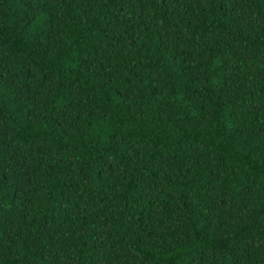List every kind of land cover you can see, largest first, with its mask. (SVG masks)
Returning a JSON list of instances; mask_svg holds the SVG:
<instances>
[{"label": "trees", "instance_id": "1", "mask_svg": "<svg viewBox=\"0 0 264 264\" xmlns=\"http://www.w3.org/2000/svg\"><path fill=\"white\" fill-rule=\"evenodd\" d=\"M0 264H264V0H0Z\"/></svg>", "mask_w": 264, "mask_h": 264}]
</instances>
